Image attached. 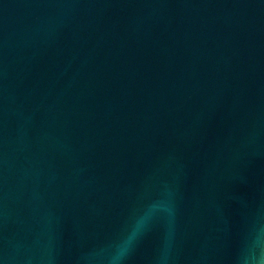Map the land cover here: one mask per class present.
<instances>
[{
  "label": "water",
  "instance_id": "water-1",
  "mask_svg": "<svg viewBox=\"0 0 264 264\" xmlns=\"http://www.w3.org/2000/svg\"><path fill=\"white\" fill-rule=\"evenodd\" d=\"M140 215L122 264L264 251V0H0V264H109Z\"/></svg>",
  "mask_w": 264,
  "mask_h": 264
},
{
  "label": "clouds",
  "instance_id": "clouds-1",
  "mask_svg": "<svg viewBox=\"0 0 264 264\" xmlns=\"http://www.w3.org/2000/svg\"><path fill=\"white\" fill-rule=\"evenodd\" d=\"M171 212V209H168ZM149 223V219L146 215H140L134 223V226L128 232V234L120 240L119 243L113 246L111 255L109 257V264H122V262L131 253L136 241L142 234L143 230L146 229ZM264 236V233L261 234ZM259 239V238H258ZM163 260L167 259V253L162 257ZM244 264H264V251L259 249L252 251L245 258Z\"/></svg>",
  "mask_w": 264,
  "mask_h": 264
}]
</instances>
